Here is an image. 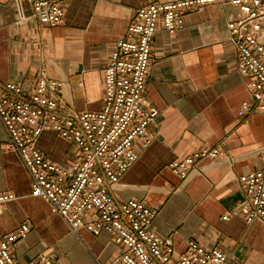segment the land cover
I'll return each instance as SVG.
<instances>
[{
  "label": "crops",
  "instance_id": "0c3cea01",
  "mask_svg": "<svg viewBox=\"0 0 264 264\" xmlns=\"http://www.w3.org/2000/svg\"><path fill=\"white\" fill-rule=\"evenodd\" d=\"M152 1L177 0H65L64 23L50 28L31 18L26 4L21 17L16 0H0V83L15 82L29 92L45 73L63 83L65 110L100 111L111 51L136 9ZM240 17L231 4H212L188 14L175 34L157 32L146 90L147 103L159 111L149 127L153 141L146 149L136 147L138 159L112 195L119 203L137 199L152 207L157 217L151 229L172 237L176 255L196 240L224 250L228 264H264V224H247L237 211L243 197L239 177L261 165L258 150L264 147V113L238 116L250 97L227 26ZM7 142L0 123V193L17 197L0 211V235L24 222L31 226L14 248L19 263L116 258L122 249L109 234H73L46 202L31 196L29 174ZM36 146L53 162H72L71 144L54 131H45ZM204 146H220L234 161L203 160L182 181L169 164Z\"/></svg>",
  "mask_w": 264,
  "mask_h": 264
},
{
  "label": "built area",
  "instance_id": "2783aa9c",
  "mask_svg": "<svg viewBox=\"0 0 264 264\" xmlns=\"http://www.w3.org/2000/svg\"><path fill=\"white\" fill-rule=\"evenodd\" d=\"M21 17L23 4L30 17L53 28L64 23L65 0H16ZM231 4L241 17L228 24V42L237 56V72L246 80L249 100L238 116L247 120L264 113V0L152 1L139 6L127 30L111 51L103 72L104 96L100 111L77 113L65 110L63 83L41 73L27 92L15 82L0 83V123L8 136L7 147L25 166L31 196L46 202L73 234L84 229L94 236L106 232L121 246L109 263L95 264H228L224 250L208 248L196 240L175 254L171 236L155 233L151 226L156 211L141 200L119 203L112 189L137 161L138 151L153 141L149 127L159 115L146 101L153 43L157 32L175 34L186 25L188 14L212 4ZM45 131H54L72 146V162L58 164L36 146ZM261 165L239 177L243 197L237 211L247 224H264V147ZM234 157L220 146H204L176 159L169 168L184 181L203 160ZM17 197L0 193V211ZM226 219V217H224ZM31 226L24 222L13 233L0 235V264H20L14 255ZM49 257L40 264H51Z\"/></svg>",
  "mask_w": 264,
  "mask_h": 264
}]
</instances>
